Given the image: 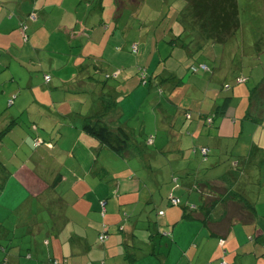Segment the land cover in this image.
Masks as SVG:
<instances>
[{"label": "crops", "instance_id": "obj_1", "mask_svg": "<svg viewBox=\"0 0 264 264\" xmlns=\"http://www.w3.org/2000/svg\"><path fill=\"white\" fill-rule=\"evenodd\" d=\"M53 4L0 0V264H158L159 255L160 264H264V96L235 85L238 102L220 104L216 88L155 72L157 99L148 94L147 108L129 114L119 87L138 81L132 70L116 74L113 86L91 78V62L107 63L92 57L104 59L109 22L92 38L72 12L47 15ZM34 12L37 20L28 21ZM61 56L71 61L61 64ZM103 113L112 129L129 134L125 152L83 131ZM212 188L225 200L214 196L209 227L195 215L201 189ZM246 207L254 208L249 223Z\"/></svg>", "mask_w": 264, "mask_h": 264}, {"label": "rangeland", "instance_id": "obj_2", "mask_svg": "<svg viewBox=\"0 0 264 264\" xmlns=\"http://www.w3.org/2000/svg\"><path fill=\"white\" fill-rule=\"evenodd\" d=\"M236 1L239 18V28L236 33L225 42H214L209 39L206 42H201L200 48L192 45L190 52H187L184 48L171 47V40L173 39L171 34L176 35L180 32V38L186 43L191 39L177 21L179 13L186 6L185 0H120L119 6H122V11L124 10L123 15L120 14L121 16L116 20V23L114 21L115 24H110L111 21H109V27L105 28L104 31L107 42L101 52L104 54L105 60H102L101 55H98L97 59L92 57L93 61H106L110 65L99 63L103 66V69H99L97 63L91 62V64L94 63L93 67L91 66V78L102 85L113 86L111 85L113 80L119 81L115 76L116 74H126L127 71L132 70V73L135 74L134 78H138V81L129 78L119 87L120 94L124 96L120 98L119 102L125 103L123 106L127 107L129 114L135 113L138 108L143 110L147 108V104H149L148 94L150 95L149 102L152 97L157 99L158 95L155 94L156 91H153L155 86L151 85L152 74L155 72L158 74L155 76L160 78H165V72H172L175 75L178 72L183 78L182 82L196 83L198 88H203L205 85L216 88L217 92L221 94L220 104L227 105L226 100L228 98L238 99L237 95L231 94V89L236 85L235 79L241 75L250 79L241 86V88L246 87L250 93L264 78V0ZM55 2L56 0H54V5L58 8L59 4ZM61 2L65 7L70 4L68 0H61ZM70 2L76 1L70 0ZM82 4H77V8L81 11L85 10V4ZM88 6L92 8L93 4ZM104 7L107 9L106 14L110 15L112 13L111 6L107 3ZM120 10L121 8L118 9L117 14L120 13ZM129 16L131 17L130 20ZM105 19L109 20V17L106 15ZM182 21L191 26L190 19ZM63 23H69L68 18H64ZM92 23L94 24V21ZM114 25L117 27L116 30L113 29ZM52 26L56 25L49 22L47 28ZM43 34L45 37L48 35L51 37L57 35L58 32H55L54 35L52 32L44 31ZM100 35L101 29L99 27L92 34V38H97ZM133 45L135 47L134 52L130 51ZM98 49L100 50L101 47ZM67 60L71 61L70 58L61 56V64H65ZM203 63L207 66L206 70L200 68ZM188 68L194 71V74L189 73ZM212 68H215L214 72ZM188 77L190 78L188 79ZM223 84L229 85V89L223 90L221 87ZM138 87H141V92L137 90ZM182 88L185 89L184 86ZM142 90L145 91V94H142ZM161 97L164 103L163 95ZM237 99L233 100L232 103L238 102ZM195 103L191 102L190 105L193 106ZM159 111L158 107L156 114H159ZM150 113L152 112L150 111ZM129 120H131V124H133L132 122L136 124L135 117ZM200 152L203 155L201 148ZM243 181L244 178L241 179V183ZM153 213L155 214L156 211L151 210V214ZM145 240L148 243V240ZM142 246H139L140 250L143 249ZM42 261L46 262L45 259ZM157 261L160 264V255Z\"/></svg>", "mask_w": 264, "mask_h": 264}, {"label": "trees", "instance_id": "obj_3", "mask_svg": "<svg viewBox=\"0 0 264 264\" xmlns=\"http://www.w3.org/2000/svg\"><path fill=\"white\" fill-rule=\"evenodd\" d=\"M75 1L76 2L71 3L70 0H68L70 4L67 7L64 6L63 2L59 3L58 8L54 4L51 5L47 9V15L52 17L53 13H55L56 16V11L53 10L57 9L58 18H59L60 14H62L63 12L70 11L76 16L75 24L82 25V27L85 25L91 27V31L93 34L99 27L101 26L103 27V25L106 24V21L107 22L111 21L110 23L115 24L116 20H118L120 16L123 15L124 12V10L122 11V6H119L120 0H75ZM185 1H186V6L179 13L177 17V21L178 23H180L182 28L187 32V34H189L191 39L189 40V42L186 43L183 42L182 38H180V32L179 34L176 35L171 34V36L173 37V39L171 40L172 47L184 48L186 49L187 52H190L192 45H196L197 48H200V43L206 42L209 39H212L214 42H225L229 38H231L238 30L239 18H238V5L236 0H185ZM82 3L85 4V10L83 9L81 11L77 7L78 5H83ZM91 3L93 4L92 8L88 6L91 5ZM107 3L111 6L110 9H112L111 11L112 13L110 15L108 13L106 14L107 9H105L104 7V5H106ZM119 8H121V10L120 13L117 14ZM106 15L109 17V20L105 19ZM130 19L131 17L129 18V20ZM189 19L191 26L186 25L182 21V20L186 21ZM27 20L30 22H35L37 20V14L35 12L28 14ZM93 21L94 24L92 23ZM89 23L91 24V26H89ZM20 28L21 30L24 31L23 33H25L26 30L28 29L27 23L21 22ZM116 29L117 27L114 25V30ZM134 48L135 47L133 45L130 51L134 52ZM206 67L207 66L203 64L201 65L200 68L206 70ZM238 78L241 77H237L236 79ZM236 79H235L236 85L243 84V83L241 84L236 83ZM142 81L144 82V79H142ZM246 81L247 80L245 79V82ZM225 86H229V85L225 84L223 86L224 89H226ZM250 93L251 96L253 95L254 97L264 96V78L260 82H258V84L250 91ZM111 106H113V103L111 102L108 103L106 110L108 111V109ZM104 114L105 113L97 115L93 117V119L89 118L86 121V123H84L83 125V131L100 145L108 148L114 153L121 154L127 150L129 146L130 136L121 127L115 130L112 129L109 126V124L103 120ZM60 179H61L60 176L56 177L55 180L53 181L51 188L55 187V185L59 183ZM212 189L213 190L209 191L208 193H205L203 189H201L203 205L200 209L199 214L195 215L196 218H199V220H201L203 224L207 226L209 225V227H211V224L213 223H209L207 221V218L208 217L210 218L209 215L212 213L213 210L212 208L217 201L214 199V196L216 197L221 196L223 198L224 195V192H222L221 189H215V188ZM235 194H238L239 196H243L240 193H235ZM223 200L225 199L223 198L222 201ZM225 205L227 207V203ZM244 210L250 211L246 217L242 218L246 223H249L253 219L254 208L252 207V209H249V207H246V209ZM184 216L190 217L188 213L185 214ZM209 221L211 220L209 219ZM218 262L219 261H217L216 263ZM211 263L216 264L214 262Z\"/></svg>", "mask_w": 264, "mask_h": 264}, {"label": "built area", "instance_id": "obj_4", "mask_svg": "<svg viewBox=\"0 0 264 264\" xmlns=\"http://www.w3.org/2000/svg\"><path fill=\"white\" fill-rule=\"evenodd\" d=\"M45 80H49V76H45ZM244 82H245V79L242 78V77L236 79V83H238V84H241V83H244ZM225 88L228 89L229 86H225ZM10 102H11V101H10ZM201 150H202L203 154L206 155L207 150L204 149V148H202ZM169 200H170V204L173 205V206H177V205H179V204L181 203V202H180V199L177 198V197H170ZM105 206H106L105 201H101V202H100V211H101V214H102V215H104V213H105ZM159 215L162 216L163 213H162V212H159ZM104 238H105V237H104L103 234L99 236V240H100V241H102ZM55 263H57V262H55ZM210 264H212V263H210ZM216 264H226V263H225V262H222V261H219V262L216 263Z\"/></svg>", "mask_w": 264, "mask_h": 264}]
</instances>
